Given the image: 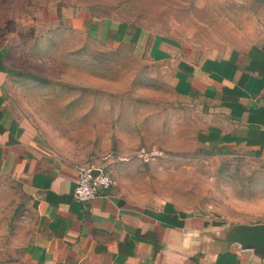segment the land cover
Wrapping results in <instances>:
<instances>
[{"label": "rangeland", "instance_id": "1", "mask_svg": "<svg viewBox=\"0 0 264 264\" xmlns=\"http://www.w3.org/2000/svg\"><path fill=\"white\" fill-rule=\"evenodd\" d=\"M248 8V0H0L8 95L52 152L104 164L126 194L262 223L264 161L203 154L190 105L172 97L164 68L87 30L122 21L177 40L185 58L190 48L216 55L248 30ZM132 158L141 163L126 167ZM6 186L0 264H25L31 218Z\"/></svg>", "mask_w": 264, "mask_h": 264}, {"label": "crops", "instance_id": "2", "mask_svg": "<svg viewBox=\"0 0 264 264\" xmlns=\"http://www.w3.org/2000/svg\"><path fill=\"white\" fill-rule=\"evenodd\" d=\"M248 6V30L216 55L190 48L185 58L177 40L122 21L89 23L87 30L112 44H132L164 68L172 97L190 105L203 154L264 161V0ZM3 66L0 57V184L18 193L17 206L31 218L23 263L264 264V222L144 201L118 185L88 203L75 201L76 164L52 152L15 108ZM129 160L126 167L141 163ZM86 164L115 178L100 162Z\"/></svg>", "mask_w": 264, "mask_h": 264}, {"label": "built area", "instance_id": "3", "mask_svg": "<svg viewBox=\"0 0 264 264\" xmlns=\"http://www.w3.org/2000/svg\"><path fill=\"white\" fill-rule=\"evenodd\" d=\"M77 182L73 190V199L80 203H88L117 186L116 179L104 168H93L86 164L75 166Z\"/></svg>", "mask_w": 264, "mask_h": 264}]
</instances>
